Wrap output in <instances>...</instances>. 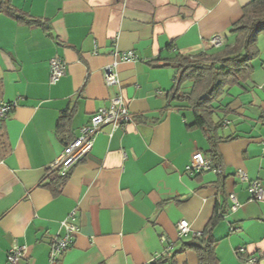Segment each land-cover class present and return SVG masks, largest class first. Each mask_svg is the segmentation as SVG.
Instances as JSON below:
<instances>
[{"label":"crops","instance_id":"0c3cea01","mask_svg":"<svg viewBox=\"0 0 264 264\" xmlns=\"http://www.w3.org/2000/svg\"><path fill=\"white\" fill-rule=\"evenodd\" d=\"M249 2L10 0L36 22L0 13V101L15 103L4 118L11 150L0 160V264L14 240L25 246L17 264H50L72 211L78 230L56 264H171L162 261L168 254L174 264H198L194 250L181 249L216 208L218 263L245 264L243 247L264 264V202L251 199L236 174L264 186V39L249 79L230 87L217 110L225 117L216 133L230 137L217 144L220 173L186 171L191 153L209 146L204 129L190 126L192 109L171 96L176 68L166 61L210 49L215 35L231 43V25ZM115 50L134 57L117 62L112 86L103 71ZM54 56L66 69L50 83ZM119 93L131 120L98 131L54 194L45 186L49 165ZM180 220L190 226L182 237Z\"/></svg>","mask_w":264,"mask_h":264},{"label":"trees","instance_id":"16d2710c","mask_svg":"<svg viewBox=\"0 0 264 264\" xmlns=\"http://www.w3.org/2000/svg\"><path fill=\"white\" fill-rule=\"evenodd\" d=\"M0 13L25 23L36 22L34 19L26 18L10 3V0L0 2ZM229 32L233 36L231 43L212 46L195 54L176 53L166 59L167 63L176 68L171 96L192 109L194 119L190 126L204 129L209 148L202 152L209 156L211 168H220V172L222 167L217 144L222 140H230V137L222 139L216 133L225 117L219 116L217 110L229 88L242 85L253 71V61L260 54L258 36L260 33L264 35V0H250L243 7L241 17L231 25ZM187 82L189 84L184 89L183 85ZM1 90L0 82V96ZM64 115L59 117L57 127ZM4 118L0 117V160L4 159L11 150ZM48 176L50 178L45 186L57 194L65 183L68 173L60 175L57 171H49ZM220 217L222 214L216 208L200 235L194 236L182 246V251L185 249L195 251L198 264H219L215 252L217 240L212 235V231ZM168 256L169 254L162 261H170L174 264L172 259L174 255Z\"/></svg>","mask_w":264,"mask_h":264},{"label":"built area","instance_id":"2783aa9c","mask_svg":"<svg viewBox=\"0 0 264 264\" xmlns=\"http://www.w3.org/2000/svg\"><path fill=\"white\" fill-rule=\"evenodd\" d=\"M222 44V38L218 35L210 39V45L218 47ZM114 60L112 63L105 66L103 76L106 84L117 86L119 80L117 77L116 64L120 60H130L134 56L132 52L118 51L113 52ZM66 64L58 56H54L49 61V79L50 83H56L65 73ZM15 106V103L8 104L0 102V117H6L10 109ZM131 120V113L124 102L121 94L115 95L109 107L98 108L91 116L90 121L85 126L80 128V134L70 142H68L61 154L49 165L50 171H57L60 175H66L72 167L83 159L90 151L93 144V137L106 125L114 127L123 126ZM220 172V168L212 169L211 161L208 155L200 150H194L191 153L190 160L186 166L188 172L209 171ZM237 177L246 184L251 199L264 202V186L258 180H249L246 173L242 170H237ZM230 201L229 209L235 211L238 208V201L234 193H229ZM64 228V234L56 237L51 245L49 261L50 264H56L62 253L68 248L72 242L75 233L78 230L74 222V211L61 222ZM176 232L179 237H182L190 232V226L186 220H180L176 223ZM199 232H193L192 236L200 235ZM25 246L19 245L16 240L13 241L10 249L6 254V259L3 264H17L18 260L23 256ZM166 252V251H165ZM238 255L245 264H257V257L245 256L244 248L238 249Z\"/></svg>","mask_w":264,"mask_h":264},{"label":"rangeland","instance_id":"374dc122","mask_svg":"<svg viewBox=\"0 0 264 264\" xmlns=\"http://www.w3.org/2000/svg\"><path fill=\"white\" fill-rule=\"evenodd\" d=\"M258 39L260 40V41H262L263 39H264V35H263V33H260V35L258 36ZM189 84V82H187V83H185L184 85H183V88L185 89V88H187V85Z\"/></svg>","mask_w":264,"mask_h":264}]
</instances>
